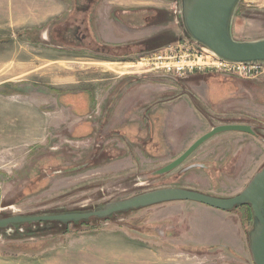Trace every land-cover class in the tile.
I'll return each instance as SVG.
<instances>
[{"label":"rangeland","instance_id":"374dc122","mask_svg":"<svg viewBox=\"0 0 264 264\" xmlns=\"http://www.w3.org/2000/svg\"><path fill=\"white\" fill-rule=\"evenodd\" d=\"M51 2L57 9L33 22L22 15L38 10L37 0H0V218L91 211L166 188L230 199L264 168V74L173 77L138 64L189 38L181 0ZM154 9L171 16L159 23L167 33L130 50L97 52L96 29H123V40L126 27L135 29V41L153 35L156 29L142 28L157 18ZM52 15L70 35L56 29L51 41L46 29L30 41L21 31ZM84 24L88 38L79 43ZM231 36L264 39V1L239 2ZM233 124L253 134H218L157 174L213 128ZM212 211L176 202L91 218L65 234L67 225L57 222L7 229L0 231V264H253L248 208ZM220 220L231 222L226 237L211 229Z\"/></svg>","mask_w":264,"mask_h":264},{"label":"water","instance_id":"95a60500","mask_svg":"<svg viewBox=\"0 0 264 264\" xmlns=\"http://www.w3.org/2000/svg\"><path fill=\"white\" fill-rule=\"evenodd\" d=\"M240 1L181 0V25L189 39L204 46L221 60L264 65V39L253 42H238L231 36L233 17ZM225 132L253 134L249 127L243 125L233 124L215 127L194 142L180 157L157 171V174L164 175L173 171L203 143ZM176 202L200 204L227 213L236 207H248L252 215V226L247 233L250 255L253 264H264V168L253 176L240 194L230 199H220L184 189L166 188L107 203L91 211L17 215L0 218V231L20 230L27 224L42 225L43 223L57 222L62 225H72L84 223L91 218L106 220L117 213Z\"/></svg>","mask_w":264,"mask_h":264},{"label":"built area","instance_id":"2783aa9c","mask_svg":"<svg viewBox=\"0 0 264 264\" xmlns=\"http://www.w3.org/2000/svg\"><path fill=\"white\" fill-rule=\"evenodd\" d=\"M138 64L147 67L150 72H161L173 77L216 73L252 79L264 74V65L221 60L207 48L189 38L179 39L154 52L144 54Z\"/></svg>","mask_w":264,"mask_h":264},{"label":"crops","instance_id":"0c3cea01","mask_svg":"<svg viewBox=\"0 0 264 264\" xmlns=\"http://www.w3.org/2000/svg\"><path fill=\"white\" fill-rule=\"evenodd\" d=\"M254 1H258V0H254ZM262 1H264V0H262ZM43 2H44L43 0H40V1L37 0V3H38L37 8H38V10H35V9L31 10L30 11L31 15H29V11H28L27 14H23L22 16L28 15V17H27L28 19L26 18V20L34 22V21L39 20L41 18V16L44 15L45 13L49 14L50 12H53L54 10L57 9L55 4H52L51 0H47L44 3ZM114 5L118 6V4H115V3H114ZM135 5L136 4H133V6H135ZM152 11L156 12L154 17L152 16L153 19L156 18V17H159L162 12H164L165 14L167 13L166 10H162V9H156V10L154 9ZM122 12H125V11L123 10ZM152 17H150V18L147 17V20L149 21V19H152ZM58 19H59V17L57 15H52V17L49 18V20L44 25H42V26H34V27H30V28H23L24 30L21 29V31L24 32V31H28V30H32V29H38V30H40L39 31V35H40L39 39H41V34L47 29V31L51 35V41L56 38V34H55L56 29H63V31L60 33V35H62V36L70 35L72 29H70V28L67 29V26H69V25H66L64 23L63 24L64 25L63 28H59V27L55 26L56 23H58ZM115 19H117V18H115ZM65 25H66V27H65ZM81 25H82V21H81ZM122 25H120V26H122ZM148 25L146 27L142 28V29L154 28V29H156V32L153 35H147L146 37H143V38L140 37L138 39V41H135L136 40L135 37H134L135 29H133V28L130 29V28H127V27H126L125 30H127L128 33L132 32L133 34H130V35H132V36H130L128 33H126L127 35L124 37V40H123L122 35L125 34V33L123 32V29H119V28H116V29H112V28L111 29H106V28L96 29L95 30L96 33H95V35H92L91 39L95 43H97V45L100 46L99 47L100 49L98 48L99 50L97 52L105 55V54H108L109 52H114V51L121 50V48H122V50H124V49L130 50V49L134 48L135 45L138 44V43H141V42H143V41H145L147 39H150L152 37H155L157 35H161L163 33H167V30L169 29V27L161 29L162 27H164V26H161V24L151 25V23H150ZM123 27H125V25H123ZM86 29L87 28H86V26L84 24V26L82 27V38H79V37L77 38V41L79 43H82L84 40H87L88 33L86 32ZM51 31L53 32V34H51ZM74 32H76V31H74ZM174 34H176V33H174ZM96 39L98 40L99 43L97 42ZM233 39L235 41H239V40H236L235 38H233ZM128 41L132 42L133 47H130V46L126 45ZM251 41H254V40H251ZM255 41H257V40H255ZM240 42H243V41H240ZM207 210H209V209H207ZM204 212H206V211H204ZM212 212L225 214V213H223L221 211H212ZM217 223L219 224L218 227L217 228L211 227V229L212 230H220V232L224 233L223 234L224 236H222V237H226L229 234L230 230H231V222H225L223 220H220ZM204 229H207V228L205 226H203V228L201 230H204Z\"/></svg>","mask_w":264,"mask_h":264},{"label":"trees","instance_id":"16d2710c","mask_svg":"<svg viewBox=\"0 0 264 264\" xmlns=\"http://www.w3.org/2000/svg\"><path fill=\"white\" fill-rule=\"evenodd\" d=\"M169 16L170 15H168V13H164V12H162L161 14H160V16L159 17H157L156 19H154V20H151V25H154V24H159V23H162L163 21H162V18L164 17L165 18V20L164 21H166V23H168L169 22ZM167 17V18H166ZM171 17V16H170ZM39 31L40 30H38V29H32V30H28V31H24V33H25V35L26 36H28L31 40L30 41H38L39 40ZM188 203V202H187ZM237 208H240V207H236L235 209H237ZM248 208V207H247ZM248 211H249V215H248V218L250 219V221H251V224H252V215H251V211H250V209L248 208ZM107 220V219H106ZM106 220H103V221H106ZM80 225H84V223H80ZM68 226H70V225H67L66 227H65V229H63V233L65 234V233H67V227ZM27 227H36V225H31V226H27ZM27 227H21L20 229H26ZM17 231V230H16Z\"/></svg>","mask_w":264,"mask_h":264},{"label":"bare ground","instance_id":"6f19581e","mask_svg":"<svg viewBox=\"0 0 264 264\" xmlns=\"http://www.w3.org/2000/svg\"><path fill=\"white\" fill-rule=\"evenodd\" d=\"M16 67V66H15ZM16 69V68H15Z\"/></svg>","mask_w":264,"mask_h":264}]
</instances>
